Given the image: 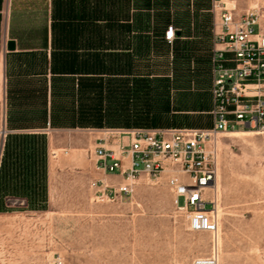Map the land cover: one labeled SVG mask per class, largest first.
<instances>
[{"label": "rangeland", "instance_id": "rangeland-1", "mask_svg": "<svg viewBox=\"0 0 264 264\" xmlns=\"http://www.w3.org/2000/svg\"><path fill=\"white\" fill-rule=\"evenodd\" d=\"M228 1L238 15L256 10L264 16V0ZM211 2L126 0L128 19L149 35L141 49L133 42L123 63L105 68L101 101H94L101 118L82 124L87 128H69L71 121L60 129L82 138L80 152L88 160L96 164L98 140L111 142L120 130L212 127L210 58L218 19ZM169 27L181 33L172 44L164 40ZM238 132L219 135L218 264H264V134ZM58 150L59 156L67 152ZM71 179L50 205L43 190L34 202L0 195V264H52L58 255L63 264H192L211 256L210 235L189 230L166 175L141 179L131 195L110 201L96 199L90 181Z\"/></svg>", "mask_w": 264, "mask_h": 264}, {"label": "crops", "instance_id": "crops-1", "mask_svg": "<svg viewBox=\"0 0 264 264\" xmlns=\"http://www.w3.org/2000/svg\"><path fill=\"white\" fill-rule=\"evenodd\" d=\"M0 15V164L7 136H44L45 158L38 151L34 159L37 168L40 158L43 167L46 162L49 205L55 191L71 178L84 186L89 181L123 183L98 171L80 152L82 138L62 134L60 129L66 128L52 124L51 113L70 106L77 110L78 81L95 78L88 72L59 70L91 63L94 55L105 68L123 63L125 54L135 49L133 42L141 47L148 28L128 19L126 0H2ZM10 41L13 51L7 49ZM40 146L44 148L37 140V149ZM58 149L67 152L59 156ZM29 160L27 154H11L0 175L1 193L28 190Z\"/></svg>", "mask_w": 264, "mask_h": 264}, {"label": "built area", "instance_id": "built-area-1", "mask_svg": "<svg viewBox=\"0 0 264 264\" xmlns=\"http://www.w3.org/2000/svg\"><path fill=\"white\" fill-rule=\"evenodd\" d=\"M228 0H212L218 31L210 58L212 127L208 129H128L108 142L99 139L94 151L96 169L120 177L110 185L92 181L96 199L108 201L131 195L141 179L166 186L175 208L186 215L191 232L210 235L211 256L192 264H218L219 135L253 130L264 134V27L254 10L238 15ZM176 30L164 40L172 44ZM181 200V204L180 201ZM52 264H63L58 255Z\"/></svg>", "mask_w": 264, "mask_h": 264}, {"label": "trees", "instance_id": "trees-1", "mask_svg": "<svg viewBox=\"0 0 264 264\" xmlns=\"http://www.w3.org/2000/svg\"><path fill=\"white\" fill-rule=\"evenodd\" d=\"M181 34V33H180ZM181 37V35H180ZM179 38V37H178ZM99 55L93 56V62L87 64H78V65H66L63 69L59 70L60 73H71V74H84L88 72V74L95 75L94 79L89 80H79L78 81V98L79 100H83L84 98H89L93 100V103L90 105L83 104L82 102L78 105L77 110H74V106L67 107V110H63L62 112H53L51 113L52 124L54 121L61 128H87V126L82 125L84 123H96L95 121H91L92 119L99 120L101 118V107L100 104L94 103L95 98L101 101L102 96V76H105V64L100 62ZM99 103V101L97 100ZM55 119V120H54ZM72 121V124L75 126H64L69 124ZM37 140L40 141L42 145H44L39 149H37ZM39 151L41 157L42 154H46L45 150V137L44 136H7L5 147L3 151V157L0 164V175L4 169L5 163L11 154H27L29 157V167L27 173L29 174V183L28 190L24 191H14V192H0L2 197H21L26 198L28 201L34 202V200H38L39 193L42 191L43 195H46V162L44 160V167L42 165V161L40 158V167L37 168V160L34 159L36 157L37 152ZM39 179V180H38ZM45 201L40 199L39 202Z\"/></svg>", "mask_w": 264, "mask_h": 264}, {"label": "water", "instance_id": "water-1", "mask_svg": "<svg viewBox=\"0 0 264 264\" xmlns=\"http://www.w3.org/2000/svg\"><path fill=\"white\" fill-rule=\"evenodd\" d=\"M180 35H181L180 32H176V34H175V36H176L177 38L180 37ZM14 48H15L14 43L10 41V42L7 44V49H8L9 51H13Z\"/></svg>", "mask_w": 264, "mask_h": 264}, {"label": "bare ground", "instance_id": "bare-ground-1", "mask_svg": "<svg viewBox=\"0 0 264 264\" xmlns=\"http://www.w3.org/2000/svg\"><path fill=\"white\" fill-rule=\"evenodd\" d=\"M262 20H264V16L263 15H260V22H262ZM234 133H239V132L237 131V132H233V133H229V134L230 135H235ZM254 133H256V134H263V133H257V132H254ZM229 134H227V135H229ZM248 134H253V132H249Z\"/></svg>", "mask_w": 264, "mask_h": 264}]
</instances>
